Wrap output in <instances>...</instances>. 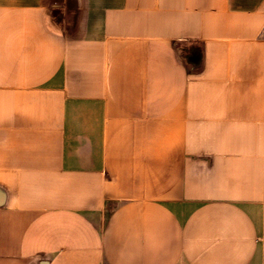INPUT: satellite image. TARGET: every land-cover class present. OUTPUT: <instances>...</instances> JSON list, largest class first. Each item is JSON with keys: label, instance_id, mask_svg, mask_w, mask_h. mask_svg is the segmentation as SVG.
<instances>
[{"label": "crops", "instance_id": "1", "mask_svg": "<svg viewBox=\"0 0 264 264\" xmlns=\"http://www.w3.org/2000/svg\"><path fill=\"white\" fill-rule=\"evenodd\" d=\"M0 264H264V0H0Z\"/></svg>", "mask_w": 264, "mask_h": 264}]
</instances>
